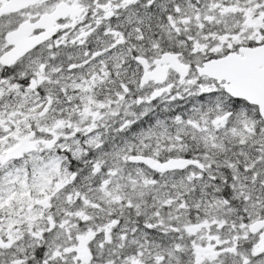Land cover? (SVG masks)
<instances>
[{
	"label": "snow or ice",
	"instance_id": "6c2138e0",
	"mask_svg": "<svg viewBox=\"0 0 264 264\" xmlns=\"http://www.w3.org/2000/svg\"><path fill=\"white\" fill-rule=\"evenodd\" d=\"M0 264H264V0H0Z\"/></svg>",
	"mask_w": 264,
	"mask_h": 264
}]
</instances>
